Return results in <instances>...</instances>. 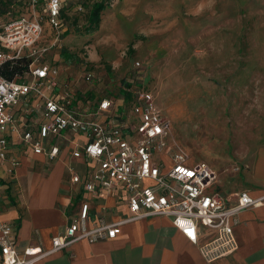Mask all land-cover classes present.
<instances>
[{
    "label": "rangeland",
    "instance_id": "374dc122",
    "mask_svg": "<svg viewBox=\"0 0 264 264\" xmlns=\"http://www.w3.org/2000/svg\"><path fill=\"white\" fill-rule=\"evenodd\" d=\"M95 1L66 0L63 27L45 25L40 44L66 75H98L109 97L150 91L169 122L163 155L174 148L187 167L240 183L264 145V0H112L87 33Z\"/></svg>",
    "mask_w": 264,
    "mask_h": 264
},
{
    "label": "built area",
    "instance_id": "2783aa9c",
    "mask_svg": "<svg viewBox=\"0 0 264 264\" xmlns=\"http://www.w3.org/2000/svg\"><path fill=\"white\" fill-rule=\"evenodd\" d=\"M37 2L30 0L27 13L10 15L0 26V70L6 63L20 58L29 60L22 76L7 80L0 74V160L4 159L7 150L4 133L11 123L8 108L28 95L41 97L43 122L36 136L30 132L23 134L24 142L29 144L33 153L43 154L44 141L51 135L59 137L71 133L84 136L86 143L71 155L77 159L94 160L97 168L84 181L72 173L71 184H81L91 196L99 192L109 194L114 188H121L127 195L130 216L116 223H105L100 219L98 225L88 229L89 207L82 204L64 231L51 239L48 251L28 248L23 253L16 250V228L0 222L1 264H34L80 240L89 244L112 240L123 224L155 216L168 218L175 230L192 244H197L199 236L206 235V231L214 232L208 241L199 245V252L207 263L236 252L234 226L237 217L245 210L263 206L264 194L252 198L239 193L231 204L219 193H208L215 177L205 164L187 167V159L174 148L163 155L169 122L161 115L153 94L148 90L125 89L130 92L132 104L128 109L122 107L120 113L113 100L102 99L98 111L111 112L106 122L97 121L93 115L77 107L68 90L53 95L58 87L57 69L44 64L43 57L48 48L38 45L44 24L57 32L63 27L60 10L65 0H43L40 13L35 11ZM135 67L139 64L136 63ZM93 79L91 72H85L86 82ZM46 93L52 95L46 96ZM58 152V146L54 145L46 153L47 159L53 161ZM16 165L12 162V167Z\"/></svg>",
    "mask_w": 264,
    "mask_h": 264
},
{
    "label": "crops",
    "instance_id": "0c3cea01",
    "mask_svg": "<svg viewBox=\"0 0 264 264\" xmlns=\"http://www.w3.org/2000/svg\"><path fill=\"white\" fill-rule=\"evenodd\" d=\"M77 9L81 10L80 5ZM9 17L5 14V8L0 10V26ZM45 25L48 26L44 24L43 29ZM51 55L48 49L43 62L57 69L58 87L53 95L68 90L75 99V105L100 122H106L111 117L109 111H98L102 99L113 100L116 111L122 112L124 99L107 96L108 86H105L106 82H99L98 75L91 72L94 79L90 83L86 82L84 74L87 70L83 67L81 77L72 78L61 68L58 55ZM61 76L64 80H61ZM48 95L52 94L46 93ZM42 111L43 100L32 94L20 98L7 110L11 123L4 133L7 142L5 157L0 160V222L16 228L14 241L19 253L28 248L48 251L51 239L64 231L85 203L89 207L88 229L98 225L100 219L105 223H116L130 216L127 195L121 188L116 187L109 194L99 192L91 196L81 184H71L72 173L78 174L84 181L97 168L96 161L77 159L71 155L86 143L84 136L71 133L59 137L51 135L44 141V153H33L22 136L27 132L37 135L43 122ZM246 142L254 140L250 137ZM54 145L58 146L59 152L53 161H49L46 153ZM12 162L17 165L12 167ZM246 166L240 183H230L225 176L216 177L212 172L215 179L208 193H219L231 204L239 193H246L252 198L262 196L264 145L247 158ZM213 235L214 232L206 231V235L199 236L197 244H192L175 230L168 218L155 216L123 224L119 234L112 240L92 244L80 240L66 250L50 254L34 264H264V205L238 215L234 226L238 245L236 252L207 263L199 252V245Z\"/></svg>",
    "mask_w": 264,
    "mask_h": 264
},
{
    "label": "trees",
    "instance_id": "16d2710c",
    "mask_svg": "<svg viewBox=\"0 0 264 264\" xmlns=\"http://www.w3.org/2000/svg\"><path fill=\"white\" fill-rule=\"evenodd\" d=\"M111 1L112 0H97L92 4L87 16V33H93L97 31L100 22V15L109 6ZM29 2L30 0H23L22 2H14L13 0H0V10H3L5 8V14L11 16H18L27 13V10L29 8ZM78 5H80V7L82 8V4L79 3ZM64 9H66V5H63L60 10V19L62 22L65 21L64 14L66 11ZM65 36L66 34H64V36L62 37ZM28 64V59L20 58L18 60L3 65L0 70V74L7 80L15 79L18 76H22L26 72ZM122 89L123 91H125V87H123ZM123 91L121 95L125 101L124 108L128 109L132 104V99L130 97L129 91Z\"/></svg>",
    "mask_w": 264,
    "mask_h": 264
}]
</instances>
